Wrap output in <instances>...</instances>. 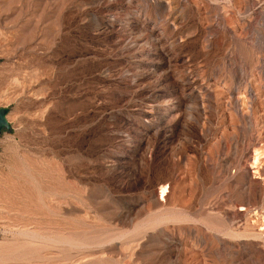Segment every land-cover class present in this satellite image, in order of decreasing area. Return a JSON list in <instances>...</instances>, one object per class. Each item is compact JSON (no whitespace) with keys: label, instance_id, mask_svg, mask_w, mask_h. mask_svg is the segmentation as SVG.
<instances>
[{"label":"rangeland","instance_id":"obj_1","mask_svg":"<svg viewBox=\"0 0 264 264\" xmlns=\"http://www.w3.org/2000/svg\"><path fill=\"white\" fill-rule=\"evenodd\" d=\"M0 108V264H264V0H0Z\"/></svg>","mask_w":264,"mask_h":264},{"label":"bare ground","instance_id":"obj_2","mask_svg":"<svg viewBox=\"0 0 264 264\" xmlns=\"http://www.w3.org/2000/svg\"><path fill=\"white\" fill-rule=\"evenodd\" d=\"M260 155H261V152L258 149H255L253 151L252 161L250 163L253 168H255V165L258 163ZM253 172H255V170H253ZM166 192H167L166 187L165 186H161L160 191H159L160 199H164V196L166 195Z\"/></svg>","mask_w":264,"mask_h":264},{"label":"water","instance_id":"obj_3","mask_svg":"<svg viewBox=\"0 0 264 264\" xmlns=\"http://www.w3.org/2000/svg\"><path fill=\"white\" fill-rule=\"evenodd\" d=\"M6 114H7V109L6 108H0V132L3 129H7L9 127L7 118H6Z\"/></svg>","mask_w":264,"mask_h":264}]
</instances>
